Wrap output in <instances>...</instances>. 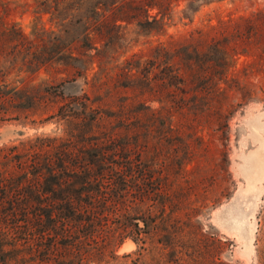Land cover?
Masks as SVG:
<instances>
[{"label":"rangeland","instance_id":"obj_1","mask_svg":"<svg viewBox=\"0 0 264 264\" xmlns=\"http://www.w3.org/2000/svg\"><path fill=\"white\" fill-rule=\"evenodd\" d=\"M158 4L167 15L153 31L136 25L145 22L136 1L107 11L100 44L108 46L98 44L99 51L76 62L69 52L81 54L73 47L55 56L53 34H44L49 45L30 48L35 27L53 29L48 15L39 23L35 0H0V19L26 37L19 50L14 36L0 48L9 93L0 98V149L17 152L29 142L70 135L71 169L80 171L82 155L95 162L92 155L106 149L114 157L89 166L88 175L116 178L100 184L107 200L95 211L64 220L57 206L42 203L43 215L35 217V210L23 211L17 193H0V264H264V174L249 190L244 171L264 144V0ZM160 45L165 58L156 55ZM209 64L230 66L223 72ZM167 66L185 71L183 101L182 94L155 87ZM83 93L112 117L92 129L50 117ZM157 97L167 101L151 112L160 107ZM123 117L127 123L114 122ZM83 136L102 146L88 149ZM2 173L19 180L18 163L0 156ZM65 182L72 187L79 179ZM63 193L57 191L55 205Z\"/></svg>","mask_w":264,"mask_h":264},{"label":"trees","instance_id":"obj_2","mask_svg":"<svg viewBox=\"0 0 264 264\" xmlns=\"http://www.w3.org/2000/svg\"><path fill=\"white\" fill-rule=\"evenodd\" d=\"M133 1L141 4V9L136 11L142 14L145 18L144 23L136 24L138 28L143 32L147 30L153 31L154 29L159 28L157 25H159L167 15V10L158 4L159 0H35V14L38 15L39 23L41 15H48L49 23L53 25V29L48 31L44 28L40 29L35 27L33 34L34 41L29 43L30 48H33V46H35V44L37 45L39 42H42L41 46H45L46 43L49 45L51 40L44 41V34L46 36L53 34L54 37L52 38V44L55 47V56L62 52L68 53L73 47L80 52L81 56L73 57L69 52V57L76 62H80L86 57L85 53L89 50L99 51L98 44L102 42L101 39L103 38L100 32L102 28L101 20L105 17V13L109 11L113 14L118 5H130ZM205 2L206 0H200V3L202 4ZM154 8L157 9V12L155 15L151 16L149 12ZM133 17H136V15L134 14L132 19ZM121 19V21H127L126 16ZM115 21L117 22V20ZM11 36L16 37V39H13L14 42L12 46L19 50V48L23 46L22 41L25 40L26 37L19 29L9 25L5 20L0 19V48L6 47L4 46L6 43H3V41ZM100 45L102 47L108 46L106 43ZM212 46L214 47L215 43ZM187 48V46L184 48L185 51H187ZM156 49V55L165 58L162 45ZM17 52L19 53L20 51ZM31 55H34V53L32 52ZM187 55L188 57L186 59H191L190 54ZM154 59L157 60V58ZM7 62L8 60L0 57V98L9 95L5 90L7 73L2 69ZM209 66H211V69L214 71L219 68L221 71L225 72L224 68H228L230 65L209 64ZM170 67L171 66H167L165 67L166 69L163 68V70L160 71V79L154 81L155 87L158 88V90H164L167 94L171 93L170 95L178 92L184 96L187 94L182 87L185 82V78H183L185 71L183 74L180 68L170 69ZM83 70L86 71L87 68H83ZM167 72L171 74L166 76ZM209 76L211 75L209 74ZM74 79H76L75 76ZM183 99H185V96L180 100L183 101ZM155 101L160 104V107L158 109H152L151 112H159V110L162 109V103L165 104V101L167 100L162 102L163 97L160 99L157 97ZM176 107L181 110L183 109L182 105ZM56 113V115L54 114L50 117L56 116L58 117L59 122H64L65 124L76 121L75 123L79 122L82 124H79L80 126H88L90 129L94 126L103 124L105 118L112 117L102 114L97 108H93L92 104L89 103V98L86 93H83L82 96L67 100L57 108ZM124 120L126 122L129 118H119L114 120V122L121 121L122 123H125ZM108 123L112 124L113 122L110 120ZM69 136L70 135H68L65 140L54 137L45 140L39 139L35 143L29 142L28 145H24V148L21 151L17 152L16 147L1 148L0 156L8 161H15L18 163L20 178L18 180V178H14V175L9 176V178H4L2 177L3 172L0 176L2 177V180L0 181V193L8 194L9 196L16 195L15 193H17V195L22 198L21 202L25 207L23 211L27 212V209L28 211L35 210V217L39 216V212L43 215V210H40L42 203H45V207L51 208L52 210L55 206L59 207L57 213L62 214V216H60L61 220H64L65 217H76L82 212L89 213L88 211H95L96 206L100 201L107 200V197L105 196L106 194L100 191V186L103 185L104 182L114 183L116 178L107 177L108 175L104 176L103 174L97 176L88 175L90 170L89 166L94 165V163L104 164L107 158L110 156L114 157L112 154L115 153L105 149L100 155L93 154L92 157L95 162L84 160L83 155L81 157L79 156V162L81 163L75 167L80 169V171H75L71 169L68 164L71 159H74L73 152L76 149L74 145H72L71 136ZM83 139L86 140H82V142L85 144L86 142L89 143L88 149H96L99 145L102 146L103 143L102 140H97L96 138L90 139L89 137L87 138L83 136ZM91 141H100L101 143L96 145ZM105 141L111 140L105 139ZM81 154H83V152H81ZM84 155L88 156L87 153ZM96 159L99 160L96 162ZM110 163L113 165L116 164L114 158ZM9 174H13V171L9 172ZM86 175L88 176L86 177ZM68 178H77L79 179V182L77 185L70 187V184L65 182ZM92 186H95L96 190H94ZM64 189H66V193H63L60 196L64 198H59L60 202H57L55 205L57 191ZM47 193L52 195V197L48 196V198H43V195H46ZM108 201L112 203V200L108 199ZM95 214H98V212ZM48 220L50 221V216ZM90 220L91 219L86 217V224L89 223ZM125 228L127 227H123V229ZM0 248L2 249V245Z\"/></svg>","mask_w":264,"mask_h":264},{"label":"bare ground","instance_id":"obj_3","mask_svg":"<svg viewBox=\"0 0 264 264\" xmlns=\"http://www.w3.org/2000/svg\"><path fill=\"white\" fill-rule=\"evenodd\" d=\"M244 171L246 175H248V180H249L247 188L249 190H252L255 182L261 180L262 179L261 176L264 174V144L260 146V149L257 152H255L252 155V157L246 160L244 165ZM235 222L238 223V220H236ZM242 233H244V231Z\"/></svg>","mask_w":264,"mask_h":264}]
</instances>
